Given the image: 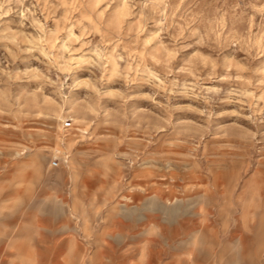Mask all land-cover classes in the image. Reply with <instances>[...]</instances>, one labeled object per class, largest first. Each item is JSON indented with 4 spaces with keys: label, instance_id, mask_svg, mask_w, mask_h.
<instances>
[{
    "label": "rangeland",
    "instance_id": "rangeland-1",
    "mask_svg": "<svg viewBox=\"0 0 264 264\" xmlns=\"http://www.w3.org/2000/svg\"><path fill=\"white\" fill-rule=\"evenodd\" d=\"M0 264H264V0H0Z\"/></svg>",
    "mask_w": 264,
    "mask_h": 264
},
{
    "label": "crops",
    "instance_id": "crops-1",
    "mask_svg": "<svg viewBox=\"0 0 264 264\" xmlns=\"http://www.w3.org/2000/svg\"><path fill=\"white\" fill-rule=\"evenodd\" d=\"M232 258H233V259H238L239 256H238V254H235Z\"/></svg>",
    "mask_w": 264,
    "mask_h": 264
},
{
    "label": "built area",
    "instance_id": "built-area-1",
    "mask_svg": "<svg viewBox=\"0 0 264 264\" xmlns=\"http://www.w3.org/2000/svg\"><path fill=\"white\" fill-rule=\"evenodd\" d=\"M71 125V122L70 121H67L66 122V126H70Z\"/></svg>",
    "mask_w": 264,
    "mask_h": 264
}]
</instances>
